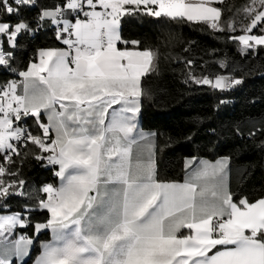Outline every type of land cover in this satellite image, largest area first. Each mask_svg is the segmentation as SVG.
Returning <instances> with one entry per match:
<instances>
[{
	"label": "snow or ice",
	"instance_id": "6c2138e0",
	"mask_svg": "<svg viewBox=\"0 0 264 264\" xmlns=\"http://www.w3.org/2000/svg\"><path fill=\"white\" fill-rule=\"evenodd\" d=\"M224 0H60L42 9L38 23L54 26L66 47L37 50L25 70L11 68L23 19L0 21V66L20 77L0 84V199L24 196L14 168L23 151L52 166L58 186L39 189L35 207L0 214V264H23L43 232L34 264H264V198H233L225 161H185L183 183L156 178L154 145L137 131L142 77L155 70L158 53L124 39L123 19L133 16L202 23L239 42L244 54L264 46V0L246 2L225 18ZM36 0H0V12L19 17ZM258 30L260 34H256ZM123 45V47H120ZM187 79L225 91L241 79ZM221 67H226L224 62ZM33 118L34 133L24 121ZM46 214L43 220L32 213ZM33 229V236L18 229ZM186 230V231H185Z\"/></svg>",
	"mask_w": 264,
	"mask_h": 264
},
{
	"label": "trees",
	"instance_id": "16d2710c",
	"mask_svg": "<svg viewBox=\"0 0 264 264\" xmlns=\"http://www.w3.org/2000/svg\"><path fill=\"white\" fill-rule=\"evenodd\" d=\"M60 0H36L34 6L20 9L19 17L9 18L0 12V21L15 23L25 20L33 31L18 36L11 68L25 70L39 49L58 48L54 27L38 23L44 8H52ZM246 0H224L217 6L227 18ZM244 21L238 20L235 32H215L205 24L173 22L167 18L133 16L123 19L124 39L140 41L141 49L158 53L155 70L142 77L150 95L142 100L140 126L156 135V178L162 182L181 181L183 160L187 157L213 161L228 159V189L239 201L247 197L255 202L264 195V46L240 54L237 41L229 36L242 34ZM260 34L258 30H254ZM123 47V45H120ZM194 62L197 76L224 75L242 80L225 91L198 85L187 79L186 61ZM224 62L226 67H221ZM19 78L15 72L0 66V84ZM24 123L35 133L33 118ZM27 156L17 159L19 179L25 184L24 196L10 195L0 199V213L23 212L35 207L39 189L56 184L52 167L36 161L29 145ZM32 219L43 220L46 214L34 211ZM18 233L33 236V229H18ZM48 239V232L35 238L30 254L23 264H30L40 251V243ZM16 264V263H14Z\"/></svg>",
	"mask_w": 264,
	"mask_h": 264
},
{
	"label": "crops",
	"instance_id": "0c3cea01",
	"mask_svg": "<svg viewBox=\"0 0 264 264\" xmlns=\"http://www.w3.org/2000/svg\"><path fill=\"white\" fill-rule=\"evenodd\" d=\"M47 25H49V24H47ZM49 26H51V27H54V26H52V25H49ZM59 43H60V41H59ZM237 43H238V51H239V53L241 54V52H240V50H239V42L237 41ZM61 44V43H60ZM62 45V44H61ZM8 47H11V46H9V45H7ZM65 46L64 45H62L61 47H58V48H64ZM256 47H258V46H256ZM256 47H255V49H256ZM48 49V48H47ZM251 50H254V49H250V50H248V51H251ZM247 51V52H248ZM247 52H245L244 54H246ZM20 79V77L17 79V80H19ZM136 123H137V131L138 132H140V133H143V134H145L147 137H148V139L152 142V144L154 145V150H155V141H156V135H155V133L153 132V131H148V130H144V129H142L141 128V126H140V113L138 114V117H137V121H136ZM186 160H188V161H194V166H199V162L200 161H206V162H208L209 164H215L217 161H225L226 162V169H225V179H226V183H227V186H228V159L227 158H225V157H220V158H217V159H215V160H213V161H210V160H207V159H205V158H198V157H187V158H184V160H183V168H184V174H183V178H182V180L181 181H178L177 183H183L184 182V180H185V177H186V175L188 174V171H190V169H188V170H186V168H185V161ZM59 183H60V179L56 176V186H58L59 185ZM262 198H264V195H263V197ZM0 214H11V213H0ZM186 231V230H185ZM21 234V233H20ZM50 238H51V235H50V233H48V239L46 240V241H48V240H50ZM32 247V246H31ZM30 250H31V248H30ZM40 252V251H39ZM38 255H39V253H38ZM37 255V256H38ZM36 256V257H37ZM28 258V256L27 257H24V259H23V263L26 261V259ZM36 259V258H35ZM35 259L30 263V264H34V261H35ZM14 263H16V264H20V262H18V261H15V259H14Z\"/></svg>",
	"mask_w": 264,
	"mask_h": 264
},
{
	"label": "built area",
	"instance_id": "2783aa9c",
	"mask_svg": "<svg viewBox=\"0 0 264 264\" xmlns=\"http://www.w3.org/2000/svg\"><path fill=\"white\" fill-rule=\"evenodd\" d=\"M66 47V46H65ZM46 164V162H44V165ZM46 167H52V166H46Z\"/></svg>",
	"mask_w": 264,
	"mask_h": 264
}]
</instances>
